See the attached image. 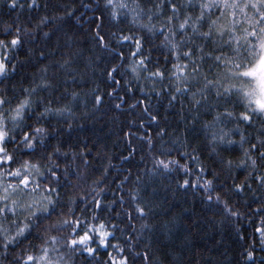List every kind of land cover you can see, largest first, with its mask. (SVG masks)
<instances>
[{
	"label": "snow or ice",
	"instance_id": "snow-or-ice-1",
	"mask_svg": "<svg viewBox=\"0 0 264 264\" xmlns=\"http://www.w3.org/2000/svg\"><path fill=\"white\" fill-rule=\"evenodd\" d=\"M6 2L8 9L17 13L25 7L31 10L40 6L37 0ZM83 6L99 13L94 21L96 44L108 49L109 55L115 53L110 66L103 70L115 85L109 86L106 95L111 97L121 89L123 95L118 96L114 108L126 105L139 112L130 124L138 122L145 132L151 131L146 124L159 127L163 117L151 107L153 94L167 96L169 107L179 98L181 113L186 98L193 123L201 108L215 112L213 119L202 125L214 160L202 158L196 148L175 156L172 149H161L152 153V171H175L180 188L200 191L210 205H221L231 217H243L245 214L230 202L231 197L245 192L257 195L254 183L264 190V0H153L147 8L140 0H103L102 8ZM197 7L198 14L194 11ZM63 15L72 16V12ZM59 20L62 17L44 15L28 27L17 15L14 22L0 29V85L11 81L18 70L31 66L34 49L26 46L37 39L41 26L52 25L42 33L51 39ZM124 23L133 27L127 32L123 27L111 30ZM156 40L159 44L154 43ZM160 48L166 50L160 53L163 64L152 58L153 51ZM45 55L40 51V58ZM119 61L127 62L121 66ZM206 61H210L207 68ZM52 63L69 68L71 60ZM50 66L37 69L39 79L34 73L31 86L21 87L19 94L9 95L6 86L0 88V264L6 260L7 264H151L148 252L137 250L131 235L124 243L112 242L117 230L123 232L127 227L120 228L113 216L127 217L131 222L147 215L140 189L130 188L127 199L121 194L119 209L113 207L116 199L105 202L108 170L88 181L85 155L90 149L84 146L77 151L59 139L51 127L53 118H62L69 129L72 127L71 118L76 115L73 101L78 93L64 88L61 98L67 95L71 99L59 106L53 105L51 95H39L43 91L51 94L59 86L53 82L55 74L51 78L48 75ZM121 73L127 79H118ZM137 85L143 97L136 95ZM97 91L91 90L93 107L104 103V95ZM237 103L242 111H236ZM220 107L222 112L217 110ZM256 124L259 129L253 141L245 136V126ZM135 134L131 129L124 133L126 137ZM165 134L166 128L159 127L154 136L143 135L142 139L152 149L155 138ZM237 134L239 140L234 138ZM235 146L242 152L238 162L225 159L222 151ZM77 158L82 159L83 166L75 165ZM235 169L243 172L242 179ZM225 173L229 175L222 179ZM250 211L259 214L253 231L259 237L260 251H264V200ZM256 247L253 242L242 249V264H256ZM101 250L106 257L102 258ZM258 264H264V257Z\"/></svg>",
	"mask_w": 264,
	"mask_h": 264
},
{
	"label": "trees",
	"instance_id": "trees-1",
	"mask_svg": "<svg viewBox=\"0 0 264 264\" xmlns=\"http://www.w3.org/2000/svg\"><path fill=\"white\" fill-rule=\"evenodd\" d=\"M152 2L153 0H140L145 8ZM21 3H26V0H21ZM37 3L40 5L39 8L29 10L25 7L17 13L8 9L6 0H0V29L6 23L14 22L17 15L28 27H33L44 15L62 17V20L55 22V34H51V39L42 35L43 32L49 31L51 24L48 27L41 26V29L37 30V39L26 46L34 49L31 66L26 70H18L12 80L6 85H0V88L6 86L9 95L19 94L21 87L31 86L34 73L37 74V80L39 79L37 69L51 64L48 75L51 78L55 74L53 82L58 83L59 86L53 89L51 94L43 91L39 95H51L53 105L59 106L71 99L67 95L61 98L64 88H68L69 93L72 91L78 93V97L73 101V111L76 115L71 118L72 127L69 129L62 118H53L50 122L51 127L56 129L59 139L65 144H71L77 148V151L84 146L90 149L85 155L89 161L88 181L95 179L105 168L108 170L107 191L103 194L105 202L116 199L117 204L113 207L119 209V196L124 194L127 199L129 189L136 187L140 189L141 203L147 213L145 217L131 222L127 217L113 216L120 228H125L126 225L127 227L123 232L117 230L116 239L112 242L119 240L124 243L125 237L131 235L135 238L133 242L137 250L142 253L148 252L151 264H242V249H247L255 242L256 264H258L259 258L264 257V251H260L258 247L259 237L253 231L257 226L255 221L259 220V214H254L250 209L255 210L259 202L264 200V190L259 189L254 183L253 187L257 189V195L245 192L232 196L230 202L245 215L231 217L222 211L221 205H210L200 191L180 188L175 171L163 174L159 170L152 171V153L153 151L158 153L161 149H172V155L175 156L179 152H191L196 148L202 153V158L209 162L214 160L215 156L209 154L210 149L202 125L205 121L212 120L215 112L201 108L200 115L193 123L186 98L183 105L184 112L181 113L182 105L179 98L169 107L167 96L158 98L153 94L151 107L163 117L159 127H165L166 134L163 137H156L154 148L150 149L142 136H154L159 131V127L155 124H146V128H150L151 131L145 132L144 129L139 128L138 122L130 124L129 121L138 117L139 112L128 109L126 105L121 109L114 108L118 96L123 95L121 89L118 88L117 93L111 97L106 95L109 86L115 87V85L107 79L103 70L110 66L115 53L109 55L108 49L96 44L94 21L99 13L94 14L93 9L83 6L92 4L102 8L103 0H37ZM67 11H71L72 16H64ZM194 11L198 14L199 8ZM77 20L80 22L77 23ZM118 27L125 28L127 32V29L133 26L124 23L113 26L111 30L115 31ZM107 28L106 24V30ZM154 43L159 44V40ZM112 46L116 47L115 40L112 41ZM148 47L149 45L146 44L145 48ZM26 48L22 50V55L26 52ZM40 51L45 52L44 58L39 57ZM165 51L163 48L153 51V60L159 59L163 64L164 57L160 53ZM64 59L71 60L69 68H60L59 64L52 63L56 61L62 63ZM126 62L119 61V64L123 66ZM208 63L210 61L205 62V68ZM68 76L73 79H67ZM117 78L127 79L123 73ZM13 85L16 86L15 92ZM93 88L98 89L96 94L104 95L102 105L93 107L94 97L91 92ZM136 95L141 97L144 95L139 92V85L136 87ZM235 107L237 112L243 110L240 103ZM217 110L222 112L224 109L220 107ZM181 116L184 119H181ZM228 127H232V124H228ZM129 129L136 134L126 137L124 133ZM258 129L259 124L246 125L244 134L255 141ZM177 138L179 140L174 144L173 141ZM234 138L239 140V135ZM221 154L225 159L236 162L242 156L238 146L228 147ZM125 157L127 159H124ZM75 165L83 166L82 159L77 158ZM234 171L238 179L243 178L240 169ZM228 175L225 173L221 178L224 179ZM125 177L128 179L125 180ZM227 184L231 187L230 178L227 179ZM127 206L125 204V207ZM249 215L252 216L251 220L248 219ZM101 253L102 258L106 257L107 253L103 250ZM7 259L10 260L11 255Z\"/></svg>",
	"mask_w": 264,
	"mask_h": 264
}]
</instances>
